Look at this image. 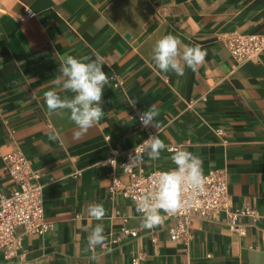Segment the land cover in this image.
<instances>
[{
    "label": "crops",
    "instance_id": "crops-1",
    "mask_svg": "<svg viewBox=\"0 0 264 264\" xmlns=\"http://www.w3.org/2000/svg\"><path fill=\"white\" fill-rule=\"evenodd\" d=\"M233 33L264 35V0H0V196L13 186L1 157L19 151L43 187V217L52 226L43 236L19 229L20 249L10 260L0 252V264H131L138 254L139 264H264L262 220L242 219L241 236L223 211L194 218L186 249L169 240L168 220L153 228L155 243L150 235L124 236L121 228L142 230V215L109 193L123 176L122 154L154 132L166 148L159 160L145 157V174L176 167L170 148L187 150L202 160L203 176L225 174L231 210L264 213V52L238 64L224 44ZM167 34L207 50L197 71L185 67L181 77L155 66L153 46ZM65 54H99L103 71L122 83L105 86L104 117L80 138L68 116L50 114L44 102L49 90L74 96L56 83ZM153 104L158 130L138 122ZM53 132L60 139H49ZM111 158L117 164L106 163ZM94 203L106 210L101 221L87 213ZM98 223L106 241L94 261L85 249Z\"/></svg>",
    "mask_w": 264,
    "mask_h": 264
},
{
    "label": "clouds",
    "instance_id": "clouds-1",
    "mask_svg": "<svg viewBox=\"0 0 264 264\" xmlns=\"http://www.w3.org/2000/svg\"><path fill=\"white\" fill-rule=\"evenodd\" d=\"M182 45V41L173 34H167L158 39L152 49L151 59L155 66L162 72H174L177 76L185 74V67L193 72L205 62L207 50L201 45ZM105 60L99 54L95 59L85 55L78 59L70 54H65L61 58L59 73L56 83L61 84L65 91H71L74 96L62 97L55 90L44 93V102L49 109V113L57 116H68L77 128L74 135L80 138L87 134L89 129L96 126L104 117L105 112L102 107L103 90L109 85L110 78L103 71ZM111 67L110 65H108ZM137 100L129 98L128 104L135 108ZM160 115L155 104L149 106L146 111L139 112V121L142 127H160L157 120ZM49 139H60L58 132L50 133ZM166 148L159 135H149L143 143L134 147V154H129V162L121 165L125 171L148 160L156 161L161 157V152ZM173 151L170 159L176 167L169 171H158L154 173L155 181L152 190L134 197L136 211L142 214L141 228L153 229L160 227L165 220L176 215L185 207L184 193L189 189L193 195L202 192L205 178L203 176L202 160L199 156L183 149H169ZM113 155L118 153L113 150ZM106 163L112 166L117 164L115 159H109ZM164 213L162 215L161 213ZM87 213L97 221L103 220L106 210L103 204L94 203L89 205ZM106 236L102 224H96L87 238V248L92 250L90 257L96 260L95 248L105 245ZM111 251V249H108Z\"/></svg>",
    "mask_w": 264,
    "mask_h": 264
},
{
    "label": "built area",
    "instance_id": "built-area-1",
    "mask_svg": "<svg viewBox=\"0 0 264 264\" xmlns=\"http://www.w3.org/2000/svg\"><path fill=\"white\" fill-rule=\"evenodd\" d=\"M26 17L30 19L34 15L27 13ZM224 44L231 58L238 64L257 62L260 54L264 52V35L233 33L226 36ZM110 82L115 88L122 86V83L113 76L110 77ZM138 122L140 123L139 117ZM216 133L221 134V131L218 130ZM149 135L157 134L148 132L145 139ZM133 150L134 148L122 154L123 162L120 164V170L123 176L120 179H112L109 193L119 195L135 206L134 197L152 190L155 181L154 173L158 171L145 174L142 169L143 163L134 166L131 171H125L121 165L129 162V154H134ZM1 161L3 172L13 185L8 194L0 196V252L4 259L10 260L21 247L22 237L17 233L19 229L25 235L43 236L52 229V226L46 223L43 217V187L36 182L37 174L31 170L30 164L23 154L19 151L11 152L2 156ZM204 178L203 191L195 195L191 189L186 191L184 193L185 207L176 215L166 219L170 223L167 231L171 242L181 244L188 249L193 238L191 231L193 219H206L218 211L226 213V223L229 229L241 236L245 234L246 230V227L240 223L242 219L248 218L253 222L264 221V213H258L256 210L230 209L225 174L213 171L205 175ZM120 231L129 238H137L140 233L150 235L152 242H156L153 229L142 228L139 232L121 228ZM142 260L143 256L138 254L132 258L131 264H139Z\"/></svg>",
    "mask_w": 264,
    "mask_h": 264
}]
</instances>
